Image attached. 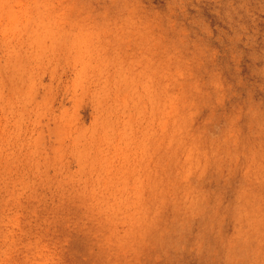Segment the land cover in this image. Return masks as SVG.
Listing matches in <instances>:
<instances>
[{
	"label": "rangeland",
	"instance_id": "374dc122",
	"mask_svg": "<svg viewBox=\"0 0 264 264\" xmlns=\"http://www.w3.org/2000/svg\"><path fill=\"white\" fill-rule=\"evenodd\" d=\"M0 264H264V0H0Z\"/></svg>",
	"mask_w": 264,
	"mask_h": 264
}]
</instances>
